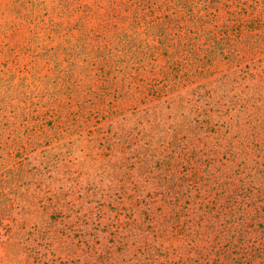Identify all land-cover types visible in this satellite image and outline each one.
<instances>
[{"label": "rangeland", "instance_id": "374dc122", "mask_svg": "<svg viewBox=\"0 0 264 264\" xmlns=\"http://www.w3.org/2000/svg\"><path fill=\"white\" fill-rule=\"evenodd\" d=\"M240 1L203 15L235 31ZM126 3L0 0V264H264V82Z\"/></svg>", "mask_w": 264, "mask_h": 264}, {"label": "trees", "instance_id": "16d2710c", "mask_svg": "<svg viewBox=\"0 0 264 264\" xmlns=\"http://www.w3.org/2000/svg\"><path fill=\"white\" fill-rule=\"evenodd\" d=\"M127 1H129L130 4L126 3L124 6L126 12L128 10L129 15L132 17V20L139 22H142L143 20V22L148 23L149 16L155 18L152 22V25L154 26L152 27V29L156 31V39L153 38L154 45L156 47L158 44L157 39H160L162 37H167L168 39L169 37L171 39L170 47L181 48L183 51H186V53L189 49V52L192 53L193 57L196 58L195 63L200 62L198 59L200 52H203L206 56L209 55L217 57L222 51H226V54L223 55L224 58H221L222 61H232L238 64H242L245 61V73L248 77H250L249 79L253 81L258 77L260 81L264 82V54H262L261 60L250 61V57H252L253 53H255V49H251V46L255 47L257 45V43H255L257 40H260L261 43L264 44V32H262V29H264V11H261L259 9L264 7V0H254L253 2H251L252 10H254V12L258 14V18H255V20H253V22L251 23H248L249 21L242 22L240 26L235 29V31L233 30L232 25H234L236 22H233V20H231V17L226 18L223 22L217 24L216 21H214L215 15H212L210 17H206L205 15H203V13L207 12L211 5L222 4L223 7H228V2H226V0H142L140 2L139 0ZM244 1L245 0H241L237 3L239 5H243L242 2ZM187 3L188 5H190L189 7L185 6V4ZM201 4L203 5V7ZM173 8H178V11L180 13V16L177 19H174L172 16H170V13L168 12V10H171ZM155 11L161 13L159 14L158 18L155 16ZM162 13H165L164 16H161ZM202 16L205 18H202ZM166 17L171 18L172 22L168 23L166 21ZM163 20L166 21L167 26L163 25ZM214 23L217 25H215ZM249 25H251V27ZM240 30L246 32L242 35V33L240 34V32H238ZM174 41L176 42V44ZM193 43L197 44V50L196 46ZM164 46L165 45L162 43L158 44L159 48ZM240 46L244 48H240ZM240 49L244 56L240 55ZM231 85L233 84H230V86ZM258 85L259 83L257 81L255 87L257 88ZM223 86H227L225 88H228L229 85ZM256 88L255 91L253 89L248 90L253 92L254 94L250 95V98L244 99L247 104L245 107H250V109L252 108V110L255 108L254 102H256L257 97H259V95L260 97H262V95L259 94L258 90L256 91ZM256 93H258V96ZM260 166L262 167V165ZM262 175L263 176L261 178L264 179V173ZM259 191L261 192V194L263 193V198L261 199V203L258 202V205L255 204L254 206H251L254 207L251 212L261 214L257 219L261 226L260 229L256 227L259 230H252L251 232L247 233L252 238H254V242H256L257 244H259V242H263L264 240V186L262 189L259 188ZM255 259L257 258L255 257ZM261 261L262 260L255 262L261 264ZM245 264H249V262Z\"/></svg>", "mask_w": 264, "mask_h": 264}]
</instances>
